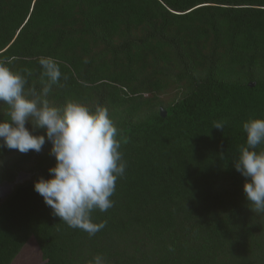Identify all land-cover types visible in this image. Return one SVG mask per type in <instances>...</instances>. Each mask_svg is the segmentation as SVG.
<instances>
[{
  "label": "trees",
  "instance_id": "trees-1",
  "mask_svg": "<svg viewBox=\"0 0 264 264\" xmlns=\"http://www.w3.org/2000/svg\"><path fill=\"white\" fill-rule=\"evenodd\" d=\"M41 56L61 72L42 98L105 106L125 171L90 237L35 191L56 164L46 130L26 122L45 137L40 152L0 139V183H13L0 199V264L30 239L39 264H264V212L234 166L243 122L264 118V0H0V60L37 92ZM6 111L0 101V120Z\"/></svg>",
  "mask_w": 264,
  "mask_h": 264
},
{
  "label": "clouds",
  "instance_id": "clouds-1",
  "mask_svg": "<svg viewBox=\"0 0 264 264\" xmlns=\"http://www.w3.org/2000/svg\"><path fill=\"white\" fill-rule=\"evenodd\" d=\"M87 62V61H85ZM11 61L0 60V101L7 106L8 119L0 120V139L3 146L21 153L40 152L45 144L43 135H34L26 127L46 130L56 164L49 169L50 178H39L34 183L40 194L57 216L71 228H78L94 236L106 226V221L93 222L92 212H106L113 206L111 200L118 177H123L125 163L120 151L118 129L105 106L99 103L89 107L70 99L63 107L50 106L46 98L52 85L59 82L61 72L52 57L41 56L40 92L28 87L25 75L11 70ZM28 76L31 70L25 69ZM46 78V79H45ZM67 80V76L63 77ZM223 129L222 122H214ZM246 145L239 146L234 166L244 177L243 190L254 212H264V118L250 116L243 122ZM260 148L259 151L257 149ZM89 264H104L96 255Z\"/></svg>",
  "mask_w": 264,
  "mask_h": 264
},
{
  "label": "rangeland",
  "instance_id": "rangeland-1",
  "mask_svg": "<svg viewBox=\"0 0 264 264\" xmlns=\"http://www.w3.org/2000/svg\"><path fill=\"white\" fill-rule=\"evenodd\" d=\"M163 98H166L165 96ZM39 253L36 249L34 241L30 239L23 248V251L12 264H39Z\"/></svg>",
  "mask_w": 264,
  "mask_h": 264
},
{
  "label": "water",
  "instance_id": "water-1",
  "mask_svg": "<svg viewBox=\"0 0 264 264\" xmlns=\"http://www.w3.org/2000/svg\"><path fill=\"white\" fill-rule=\"evenodd\" d=\"M160 114H162V115L165 114V111L162 108H160ZM27 176H28L27 173H19L17 175L15 181H19L21 179H24ZM12 185H13V183L6 182V181H3L0 183V199L5 198L9 194V192L11 191Z\"/></svg>",
  "mask_w": 264,
  "mask_h": 264
}]
</instances>
